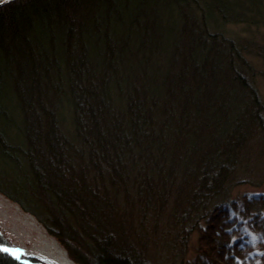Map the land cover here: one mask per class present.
<instances>
[{
  "label": "trees",
  "instance_id": "trees-1",
  "mask_svg": "<svg viewBox=\"0 0 264 264\" xmlns=\"http://www.w3.org/2000/svg\"><path fill=\"white\" fill-rule=\"evenodd\" d=\"M245 1L0 4V193L83 264H151L136 215L192 225L182 264H264V192L228 196L260 103L214 29Z\"/></svg>",
  "mask_w": 264,
  "mask_h": 264
},
{
  "label": "rangeland",
  "instance_id": "rangeland-1",
  "mask_svg": "<svg viewBox=\"0 0 264 264\" xmlns=\"http://www.w3.org/2000/svg\"><path fill=\"white\" fill-rule=\"evenodd\" d=\"M233 1L231 0L234 5L239 6L237 0ZM242 1L246 4L245 0ZM252 9L255 12L253 10L249 12L244 22L232 20L214 29L227 38H231L247 61L250 69L247 80L253 86L260 103L264 128V2L254 1ZM243 156L245 166L237 170L241 178L238 177L240 180L232 183L228 192L230 197L244 193L264 192V143L258 136L250 140L244 149ZM6 172L9 171L6 169L1 171L0 183L2 184L8 183L3 179ZM150 217L141 221L138 220L137 215L133 217V230L137 236L147 237L145 255L151 264H182L183 260H189L195 255L197 232L193 231L191 224H186L185 231L188 229L189 231H186L187 237L185 238V236L180 237L175 227L165 228L167 217H163L158 225H154ZM45 240L49 243L55 241L74 264H83L74 261L68 255L67 250L47 233L32 214L25 212L17 203L0 193V241L11 246H22L28 251L38 252L42 248L51 250V247L46 246ZM23 256L32 262L37 261L34 255Z\"/></svg>",
  "mask_w": 264,
  "mask_h": 264
},
{
  "label": "bare ground",
  "instance_id": "bare-ground-1",
  "mask_svg": "<svg viewBox=\"0 0 264 264\" xmlns=\"http://www.w3.org/2000/svg\"><path fill=\"white\" fill-rule=\"evenodd\" d=\"M46 246L51 247V250L40 249L38 252L28 251L22 246H12L19 258L27 256H35L37 258L36 264H74L66 255L65 251L55 242L49 243L45 240ZM0 247H4L1 246ZM53 247V248H52ZM55 247V251H53Z\"/></svg>",
  "mask_w": 264,
  "mask_h": 264
},
{
  "label": "water",
  "instance_id": "water-1",
  "mask_svg": "<svg viewBox=\"0 0 264 264\" xmlns=\"http://www.w3.org/2000/svg\"><path fill=\"white\" fill-rule=\"evenodd\" d=\"M6 1H8V0H0V4L4 3V2H6ZM0 245H1V246H4V247L12 248L11 245H8V244L4 243L3 241H0ZM0 253L5 254V255H8V256L12 257L13 259H16V258H14V257H13L11 254H9V253H4V252H0ZM17 260L20 261V262L23 263V264H36V262H32V261H30V260H28L26 257H22V258H19V259H17Z\"/></svg>",
  "mask_w": 264,
  "mask_h": 264
},
{
  "label": "snow or ice",
  "instance_id": "snow-or-ice-1",
  "mask_svg": "<svg viewBox=\"0 0 264 264\" xmlns=\"http://www.w3.org/2000/svg\"><path fill=\"white\" fill-rule=\"evenodd\" d=\"M0 252L9 253L14 258L19 259V257L16 255V251L14 249H12V248H9V247H0Z\"/></svg>",
  "mask_w": 264,
  "mask_h": 264
}]
</instances>
